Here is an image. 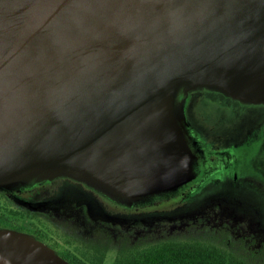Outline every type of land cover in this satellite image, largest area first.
I'll use <instances>...</instances> for the list:
<instances>
[{
  "label": "water",
  "instance_id": "1",
  "mask_svg": "<svg viewBox=\"0 0 264 264\" xmlns=\"http://www.w3.org/2000/svg\"><path fill=\"white\" fill-rule=\"evenodd\" d=\"M201 87L264 103V0H0V187L64 171L129 203L178 194L207 170ZM0 264L69 263L13 232Z\"/></svg>",
  "mask_w": 264,
  "mask_h": 264
},
{
  "label": "rangeland",
  "instance_id": "2",
  "mask_svg": "<svg viewBox=\"0 0 264 264\" xmlns=\"http://www.w3.org/2000/svg\"><path fill=\"white\" fill-rule=\"evenodd\" d=\"M231 98L223 91L209 87L191 90L185 97L186 119L193 112L194 118L203 120L216 132L226 127L235 132L243 125L262 123L264 103L244 104L241 100L234 101ZM199 142L204 151L207 170L199 183L178 194L156 197L149 202L129 203L100 190L92 181L63 171L34 184L0 187V217H8L14 223L27 227H47L50 237L54 236L64 243L67 235L73 236L80 233L78 230L99 222H109L133 231L136 237H146L148 232L147 242L163 237H199L198 232L201 230L210 231L208 229L219 228L224 224H229L239 233L253 234L259 242H264V177L255 171L240 180L235 171L209 170L211 161L200 139ZM46 180L57 182V192L53 193L52 198L38 201L34 198L32 201L24 199L29 195L20 193V189ZM11 189L17 192L11 193ZM91 190L96 193L95 197L88 194ZM104 200H110L112 209L104 205ZM118 203L126 204V208L129 206L131 208L128 209L132 210V207L150 206L153 208L145 211H165L140 216L114 215L111 212H115ZM13 232L22 233L1 229L0 238Z\"/></svg>",
  "mask_w": 264,
  "mask_h": 264
},
{
  "label": "flooded vegetation",
  "instance_id": "3",
  "mask_svg": "<svg viewBox=\"0 0 264 264\" xmlns=\"http://www.w3.org/2000/svg\"><path fill=\"white\" fill-rule=\"evenodd\" d=\"M187 119L206 149L211 161L209 170L235 171L240 180L255 171L264 177V120L256 125H243L235 132L230 127L216 132L203 120L194 118L193 112ZM55 183L57 182L46 180L35 186L20 189V193H28L29 196L24 197L26 201H32L33 198L37 201L49 199L54 196L55 191L57 192ZM13 192L17 191L13 190L11 193ZM92 192L91 190L88 194L95 197L96 193ZM109 201L104 200V205L111 208ZM118 205L115 212H111L114 215L140 216L165 211H145L153 208L150 206L132 207V210L128 209L129 206L126 208V204ZM1 229L35 237L69 264H264V242H259L253 234L239 233L229 224L208 229L210 231L201 230L198 232L199 237H163L150 242L146 239L148 232L146 237H136L133 231L124 230L109 222L92 224L78 230L80 233L67 235L65 243L54 236L50 237L47 227H27L4 216L0 217ZM185 246H190L188 251L190 248H196L202 256L198 260L171 257L174 249ZM143 255H149L151 258H140Z\"/></svg>",
  "mask_w": 264,
  "mask_h": 264
},
{
  "label": "trees",
  "instance_id": "4",
  "mask_svg": "<svg viewBox=\"0 0 264 264\" xmlns=\"http://www.w3.org/2000/svg\"><path fill=\"white\" fill-rule=\"evenodd\" d=\"M188 248L185 246V247H180L179 249L178 248L174 249L172 254H171V257H175V258L177 257L179 259L188 258V259H192V260L193 259L198 260L202 256L201 253H198L196 248H190L189 251H188ZM144 256H146L147 258H151V256H149V255H143V256H140V258H143Z\"/></svg>",
  "mask_w": 264,
  "mask_h": 264
}]
</instances>
